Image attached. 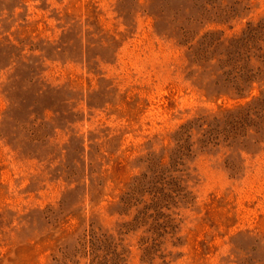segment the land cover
<instances>
[{"label":"rangeland","instance_id":"1","mask_svg":"<svg viewBox=\"0 0 264 264\" xmlns=\"http://www.w3.org/2000/svg\"><path fill=\"white\" fill-rule=\"evenodd\" d=\"M0 264H264V0H0Z\"/></svg>","mask_w":264,"mask_h":264}]
</instances>
